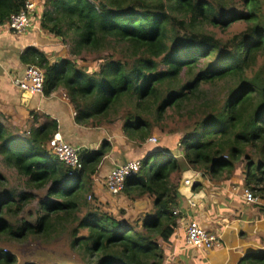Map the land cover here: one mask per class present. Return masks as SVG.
I'll return each mask as SVG.
<instances>
[{"label": "trees", "instance_id": "16d2710c", "mask_svg": "<svg viewBox=\"0 0 264 264\" xmlns=\"http://www.w3.org/2000/svg\"><path fill=\"white\" fill-rule=\"evenodd\" d=\"M25 1L0 0V25ZM37 24L68 52L56 61L33 46L20 54L42 68L44 95L62 88L78 124L120 120L135 143L158 128L176 147L156 146L126 178L121 192L151 203L131 218L103 208L93 189L107 138L79 148L71 169L48 145L55 119L29 110L22 128L0 111V264H16V247L59 238L83 264H164L183 167L222 184L241 176L264 216V0H42ZM86 54L96 66L75 60ZM238 264H264V251Z\"/></svg>", "mask_w": 264, "mask_h": 264}, {"label": "crops", "instance_id": "0c3cea01", "mask_svg": "<svg viewBox=\"0 0 264 264\" xmlns=\"http://www.w3.org/2000/svg\"><path fill=\"white\" fill-rule=\"evenodd\" d=\"M38 3V11L26 30L12 32L5 25H0V111L8 115L16 125L24 123V126L32 121L29 110H33L37 116L49 115L56 120V131L62 138L80 148H97L99 142L107 138L112 143V148L102 161L95 180L98 188L102 184L105 187V176L111 167L130 158L143 157L154 148H145L143 144L140 147L133 146V142L121 133L120 122L116 128V136L112 137L113 141L109 139L110 134L106 133L104 126L90 127L76 123L73 107L66 95H63L62 88H57L48 95L35 93L21 100V90L11 79L22 74L26 66L20 60V54L26 48L36 47L52 61L66 56L67 46L59 37L37 24L42 0H38ZM181 172L178 173V184ZM240 178L241 176H233L228 183L222 184L202 176V182L196 184L200 187L196 188L195 185L193 188V193L201 192L197 197L198 204L181 196L180 205L176 207L180 214L178 226L170 241L163 244L164 264L176 261V264H238L243 254L264 251V216L256 208L262 201L246 203L243 200ZM233 185L235 188H232ZM190 219L197 220L208 230L219 232L221 245L213 249L187 247L184 242V224Z\"/></svg>", "mask_w": 264, "mask_h": 264}, {"label": "built area", "instance_id": "2783aa9c", "mask_svg": "<svg viewBox=\"0 0 264 264\" xmlns=\"http://www.w3.org/2000/svg\"><path fill=\"white\" fill-rule=\"evenodd\" d=\"M38 11V0H26L24 5L16 12L10 13L3 25L12 32H22L30 26L34 12ZM44 73L41 67L29 64L26 65L22 74L13 76L12 83L22 91L31 94H42ZM65 96V93H63ZM148 141H155V137L147 138ZM52 152L71 169L80 167L78 158V146L65 141L59 132H54L49 144ZM140 162L137 159H127L119 165L111 167L106 175L105 186L110 195H118L124 186L128 176L134 174ZM187 183V180H185ZM235 188V185L232 186ZM241 196L246 203H257L259 198L252 194L247 187H241ZM178 213V208L172 210ZM184 242L187 247L196 249H213L221 245V235L217 231H211L202 226L197 220L190 219L184 224Z\"/></svg>", "mask_w": 264, "mask_h": 264}, {"label": "rangeland", "instance_id": "374dc122", "mask_svg": "<svg viewBox=\"0 0 264 264\" xmlns=\"http://www.w3.org/2000/svg\"><path fill=\"white\" fill-rule=\"evenodd\" d=\"M39 4L40 3H38V5ZM239 28H241V25L237 24L232 28V30H237ZM229 32L230 30L228 31V33ZM89 54H92V53H89ZM89 54L85 55V59H82V58L79 59L78 57H76L75 60H81V62H84L85 67L86 66L88 67L89 65L96 66L97 61H98V56H93ZM67 55H68V52L66 49V56ZM70 57L74 58L73 56H70ZM81 62L79 61V65L83 64ZM15 122H16V119H15ZM119 122L120 120H116L111 125H102L105 127L106 133L110 134L109 139L111 141H113V138L116 136V128ZM19 125L22 126V128L25 127L24 123L19 124ZM176 135H179V134H176ZM151 136L155 137L154 142L153 141L149 142L148 139H146L145 142L143 143L133 142V146L140 147L143 144L145 148H151V147L155 148V146H159V145H165L172 149L176 147V142L174 140V134L172 133H166V132H163L162 130H159L158 128H155L149 137ZM137 151L140 152L139 149H137ZM140 158L135 157V158H130V159H137L139 161ZM8 174L13 176L11 172H9ZM105 179H106V176H105ZM102 185L100 186V188H98L96 185V181H95V184L93 185V189L95 193L97 194V201L99 204H101L103 208H105L106 210H110L117 215L119 214L118 212L123 211L125 216H129L131 218H134L137 216H143L144 212H146L147 209H149L151 205L150 199L147 196L136 198L134 200L127 198L122 192L118 195L113 196V195H110L109 192L106 190V186L104 187ZM16 251L18 253V258H20L16 262V264H21V258H27L29 261H36L39 264H44V263L49 264L53 261L61 263V264H83L82 261L77 259L78 258L77 255L74 254L72 250H70V247L67 245L64 238L63 239L59 238L49 244L39 245V246L38 245L31 246L29 244H23L20 247H16ZM176 262H173L171 264H176Z\"/></svg>", "mask_w": 264, "mask_h": 264}, {"label": "water", "instance_id": "95a60500", "mask_svg": "<svg viewBox=\"0 0 264 264\" xmlns=\"http://www.w3.org/2000/svg\"><path fill=\"white\" fill-rule=\"evenodd\" d=\"M32 94L26 91L21 92V100L31 97ZM187 180V183H185ZM202 182V175L200 172L195 171L188 167H183L179 184L177 186V192L180 196L186 197L191 203L198 204L197 197L201 192L193 193V188L196 184Z\"/></svg>", "mask_w": 264, "mask_h": 264}]
</instances>
